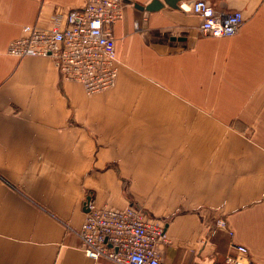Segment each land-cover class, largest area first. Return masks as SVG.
I'll list each match as a JSON object with an SVG mask.
<instances>
[{"label":"crops","instance_id":"1","mask_svg":"<svg viewBox=\"0 0 264 264\" xmlns=\"http://www.w3.org/2000/svg\"><path fill=\"white\" fill-rule=\"evenodd\" d=\"M194 1L127 5L116 85L88 95L51 58L8 54L85 0H0V264H113L81 249L86 199L163 221V264H225L235 245L264 264V0H207L243 14L222 38Z\"/></svg>","mask_w":264,"mask_h":264},{"label":"built area","instance_id":"2","mask_svg":"<svg viewBox=\"0 0 264 264\" xmlns=\"http://www.w3.org/2000/svg\"><path fill=\"white\" fill-rule=\"evenodd\" d=\"M127 5L133 6L128 0H85L64 22L62 15L55 16L49 29L24 27V35L10 44L8 54L51 58L62 81L81 85L88 95L108 91L118 78L114 27L124 19ZM184 9L202 18L201 32L211 37H233L244 23L240 11H220L207 0H195ZM84 210L79 237L88 258L113 264H163L157 250L168 242L163 221L148 217L139 207L98 208L91 199H86ZM216 226L229 231L224 220ZM234 250L225 264H256L247 247L235 245Z\"/></svg>","mask_w":264,"mask_h":264},{"label":"water","instance_id":"3","mask_svg":"<svg viewBox=\"0 0 264 264\" xmlns=\"http://www.w3.org/2000/svg\"><path fill=\"white\" fill-rule=\"evenodd\" d=\"M164 1L167 5H169V7L178 9V4L182 0H164ZM133 6L140 11H147V12L157 11L164 7V5L161 2H159V0H153L150 4L146 6L137 5V4Z\"/></svg>","mask_w":264,"mask_h":264}]
</instances>
